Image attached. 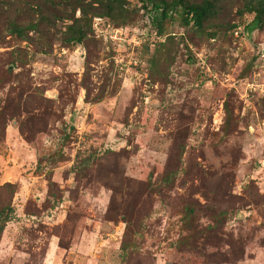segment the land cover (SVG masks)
<instances>
[{
    "label": "rangeland",
    "instance_id": "1",
    "mask_svg": "<svg viewBox=\"0 0 264 264\" xmlns=\"http://www.w3.org/2000/svg\"><path fill=\"white\" fill-rule=\"evenodd\" d=\"M127 1L25 39L0 10V264H264V24Z\"/></svg>",
    "mask_w": 264,
    "mask_h": 264
},
{
    "label": "trees",
    "instance_id": "2",
    "mask_svg": "<svg viewBox=\"0 0 264 264\" xmlns=\"http://www.w3.org/2000/svg\"><path fill=\"white\" fill-rule=\"evenodd\" d=\"M241 14L250 12L255 13V17L250 21L246 28L248 32L259 28L264 24V0H241ZM152 6L162 17L169 15V11L183 8L182 15L185 24H194L198 27L212 18L221 8L224 0H150ZM0 10L7 16L10 10H15L11 19H6L7 30L14 36L25 39L28 31L39 29L43 23L55 25L58 20L72 21L67 25L69 29L76 26V23L91 13L89 21L96 16H106L114 19L123 20L125 23L130 18L131 8L127 0H0ZM80 16L77 17V11ZM161 11V12H160ZM22 14H31L29 22H25ZM238 25H231L236 28ZM118 27V26H115ZM79 39L82 32L79 31ZM229 114V113H228ZM9 212H0V237L5 228V224L10 220Z\"/></svg>",
    "mask_w": 264,
    "mask_h": 264
},
{
    "label": "built area",
    "instance_id": "3",
    "mask_svg": "<svg viewBox=\"0 0 264 264\" xmlns=\"http://www.w3.org/2000/svg\"><path fill=\"white\" fill-rule=\"evenodd\" d=\"M241 32V30L236 29L235 34L238 35ZM123 34V30L119 27H116L113 29L112 33L110 34V37H112L115 40H121Z\"/></svg>",
    "mask_w": 264,
    "mask_h": 264
}]
</instances>
